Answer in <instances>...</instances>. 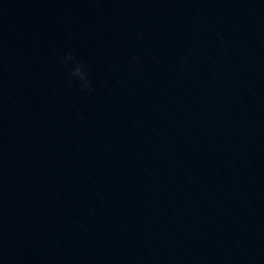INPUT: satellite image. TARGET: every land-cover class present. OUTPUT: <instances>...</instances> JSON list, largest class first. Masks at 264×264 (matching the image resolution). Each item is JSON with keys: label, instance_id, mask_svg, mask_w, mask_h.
<instances>
[{"label": "water", "instance_id": "water-1", "mask_svg": "<svg viewBox=\"0 0 264 264\" xmlns=\"http://www.w3.org/2000/svg\"><path fill=\"white\" fill-rule=\"evenodd\" d=\"M0 264H264V0H0Z\"/></svg>", "mask_w": 264, "mask_h": 264}, {"label": "clouds", "instance_id": "clouds-1", "mask_svg": "<svg viewBox=\"0 0 264 264\" xmlns=\"http://www.w3.org/2000/svg\"><path fill=\"white\" fill-rule=\"evenodd\" d=\"M62 60L65 64H69L70 62H74V67L70 70L71 77L76 78L82 89L92 91V79L90 78V68L84 64L82 61L77 59V56L74 52H67L62 57ZM73 81L69 80V84Z\"/></svg>", "mask_w": 264, "mask_h": 264}]
</instances>
